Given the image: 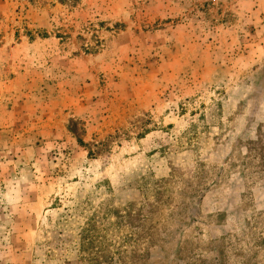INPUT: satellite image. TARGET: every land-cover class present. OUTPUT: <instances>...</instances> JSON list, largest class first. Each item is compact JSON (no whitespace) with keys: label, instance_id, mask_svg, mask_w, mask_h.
I'll use <instances>...</instances> for the list:
<instances>
[{"label":"rangeland","instance_id":"374dc122","mask_svg":"<svg viewBox=\"0 0 264 264\" xmlns=\"http://www.w3.org/2000/svg\"><path fill=\"white\" fill-rule=\"evenodd\" d=\"M0 264H264V0H0Z\"/></svg>","mask_w":264,"mask_h":264}]
</instances>
